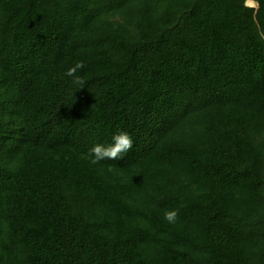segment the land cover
Instances as JSON below:
<instances>
[{
    "label": "trees",
    "instance_id": "1",
    "mask_svg": "<svg viewBox=\"0 0 264 264\" xmlns=\"http://www.w3.org/2000/svg\"><path fill=\"white\" fill-rule=\"evenodd\" d=\"M255 1L0 0V264H264Z\"/></svg>",
    "mask_w": 264,
    "mask_h": 264
},
{
    "label": "clouds",
    "instance_id": "2",
    "mask_svg": "<svg viewBox=\"0 0 264 264\" xmlns=\"http://www.w3.org/2000/svg\"><path fill=\"white\" fill-rule=\"evenodd\" d=\"M247 3V0H245ZM85 67L83 61H78L74 66L69 67L66 75L73 78V83L83 86L85 81L83 77L77 75L78 70ZM133 147L132 137L126 131H119L112 137V143L108 145L95 144L93 145L87 155L86 159L93 165L104 160H118L128 153ZM178 217V211L175 209L165 210L164 219L168 223H175Z\"/></svg>",
    "mask_w": 264,
    "mask_h": 264
},
{
    "label": "water",
    "instance_id": "3",
    "mask_svg": "<svg viewBox=\"0 0 264 264\" xmlns=\"http://www.w3.org/2000/svg\"><path fill=\"white\" fill-rule=\"evenodd\" d=\"M252 1H254L255 3H257L255 0H252ZM247 4H249V5H251V6H256V7L258 6V3H257V4H251V3H250V0H248Z\"/></svg>",
    "mask_w": 264,
    "mask_h": 264
},
{
    "label": "bare ground",
    "instance_id": "4",
    "mask_svg": "<svg viewBox=\"0 0 264 264\" xmlns=\"http://www.w3.org/2000/svg\"><path fill=\"white\" fill-rule=\"evenodd\" d=\"M250 3H251V4H254L255 2L251 0ZM255 4H257V3H255Z\"/></svg>",
    "mask_w": 264,
    "mask_h": 264
},
{
    "label": "rangeland",
    "instance_id": "5",
    "mask_svg": "<svg viewBox=\"0 0 264 264\" xmlns=\"http://www.w3.org/2000/svg\"><path fill=\"white\" fill-rule=\"evenodd\" d=\"M251 1V0H250ZM255 4V3H254Z\"/></svg>",
    "mask_w": 264,
    "mask_h": 264
}]
</instances>
